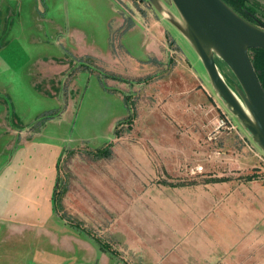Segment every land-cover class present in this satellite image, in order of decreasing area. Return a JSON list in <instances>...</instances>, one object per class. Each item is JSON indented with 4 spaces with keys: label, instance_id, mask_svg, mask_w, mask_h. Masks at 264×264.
<instances>
[{
    "label": "rangeland",
    "instance_id": "obj_1",
    "mask_svg": "<svg viewBox=\"0 0 264 264\" xmlns=\"http://www.w3.org/2000/svg\"><path fill=\"white\" fill-rule=\"evenodd\" d=\"M243 6L264 24V0ZM186 39L149 0H0V264H166V186L216 180L198 159L215 137L258 157L214 94L198 128L185 123L202 103L173 109L185 73L210 90ZM222 112L236 129L218 131Z\"/></svg>",
    "mask_w": 264,
    "mask_h": 264
},
{
    "label": "crops",
    "instance_id": "obj_2",
    "mask_svg": "<svg viewBox=\"0 0 264 264\" xmlns=\"http://www.w3.org/2000/svg\"><path fill=\"white\" fill-rule=\"evenodd\" d=\"M207 75L205 72L203 80L210 90L200 84L191 87L190 75H183V86L178 89V102L173 109L190 114L195 105L202 103L205 107L194 110L198 115L196 118L193 115L195 119L188 118L186 125L193 122L192 126L198 128L213 114L209 105L216 93ZM180 120L184 121L183 117ZM243 142L240 137L226 134L200 147L208 150V158L200 156L199 164H204L210 176H217L216 180L166 186L167 194L170 193L166 198L167 238L174 247L167 252L166 264H264V182L258 177L261 163ZM255 148L262 151L256 144ZM182 149H185L183 157L166 162L175 170L172 175H182L189 168L190 146L186 144ZM212 160L214 163H209ZM221 160L229 166L222 165ZM177 188L181 189L182 197H175ZM191 189L197 191L198 197L192 196ZM206 190L216 194L213 204L205 197Z\"/></svg>",
    "mask_w": 264,
    "mask_h": 264
},
{
    "label": "water",
    "instance_id": "obj_3",
    "mask_svg": "<svg viewBox=\"0 0 264 264\" xmlns=\"http://www.w3.org/2000/svg\"><path fill=\"white\" fill-rule=\"evenodd\" d=\"M177 10L161 0L149 2L186 36L195 50L216 96L243 125L244 131L264 152V86L255 71L250 49L264 48V24H254L225 0H171ZM182 19L183 21L180 22ZM216 58L224 60L235 75L225 79Z\"/></svg>",
    "mask_w": 264,
    "mask_h": 264
},
{
    "label": "trees",
    "instance_id": "obj_4",
    "mask_svg": "<svg viewBox=\"0 0 264 264\" xmlns=\"http://www.w3.org/2000/svg\"><path fill=\"white\" fill-rule=\"evenodd\" d=\"M225 1L228 5H230L231 7H234L237 12H239L238 11L239 8L244 7L243 6L244 0H225ZM250 54H251V58H253V65L255 67V71L258 72L259 80L261 84H263L264 86V48H261V49L253 48Z\"/></svg>",
    "mask_w": 264,
    "mask_h": 264
},
{
    "label": "built area",
    "instance_id": "obj_5",
    "mask_svg": "<svg viewBox=\"0 0 264 264\" xmlns=\"http://www.w3.org/2000/svg\"><path fill=\"white\" fill-rule=\"evenodd\" d=\"M215 126L216 128L219 130H227V131H232L234 129H236V126L233 125V123H231L230 119L228 118V115L224 112H222V114L220 115V117H216V121H215ZM246 146H248V148L253 151V147L249 146L246 143ZM256 151V155L258 156V159L261 163V168H260V172H261V178L264 180V152H258V150Z\"/></svg>",
    "mask_w": 264,
    "mask_h": 264
}]
</instances>
